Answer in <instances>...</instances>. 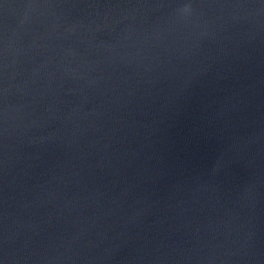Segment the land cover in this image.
Returning <instances> with one entry per match:
<instances>
[{
    "label": "water",
    "instance_id": "95a60500",
    "mask_svg": "<svg viewBox=\"0 0 264 264\" xmlns=\"http://www.w3.org/2000/svg\"><path fill=\"white\" fill-rule=\"evenodd\" d=\"M0 264H264V0H0Z\"/></svg>",
    "mask_w": 264,
    "mask_h": 264
}]
</instances>
